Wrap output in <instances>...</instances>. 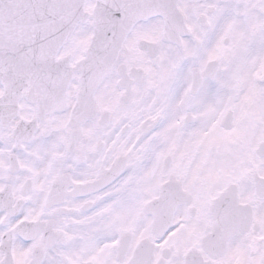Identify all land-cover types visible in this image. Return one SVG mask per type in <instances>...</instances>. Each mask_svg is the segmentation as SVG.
I'll use <instances>...</instances> for the list:
<instances>
[{
	"label": "snow or ice",
	"instance_id": "snow-or-ice-1",
	"mask_svg": "<svg viewBox=\"0 0 264 264\" xmlns=\"http://www.w3.org/2000/svg\"><path fill=\"white\" fill-rule=\"evenodd\" d=\"M0 264H264V0H0Z\"/></svg>",
	"mask_w": 264,
	"mask_h": 264
}]
</instances>
